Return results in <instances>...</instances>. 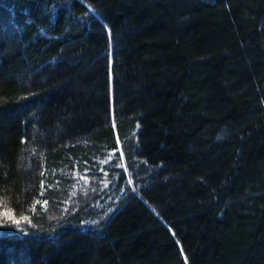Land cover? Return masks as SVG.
<instances>
[{
  "label": "trees",
  "instance_id": "1",
  "mask_svg": "<svg viewBox=\"0 0 264 264\" xmlns=\"http://www.w3.org/2000/svg\"><path fill=\"white\" fill-rule=\"evenodd\" d=\"M0 264H264V0H0Z\"/></svg>",
  "mask_w": 264,
  "mask_h": 264
},
{
  "label": "snow or ice",
  "instance_id": "2",
  "mask_svg": "<svg viewBox=\"0 0 264 264\" xmlns=\"http://www.w3.org/2000/svg\"><path fill=\"white\" fill-rule=\"evenodd\" d=\"M22 219L27 220V217H23ZM13 222L16 223V224H19L20 223L19 220H14V219H13Z\"/></svg>",
  "mask_w": 264,
  "mask_h": 264
}]
</instances>
